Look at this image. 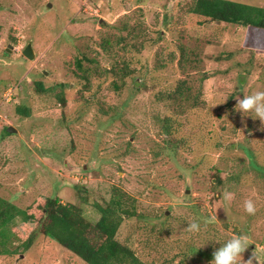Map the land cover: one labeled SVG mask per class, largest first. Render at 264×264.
I'll list each match as a JSON object with an SVG mask.
<instances>
[{
	"label": "rangeland",
	"instance_id": "rangeland-1",
	"mask_svg": "<svg viewBox=\"0 0 264 264\" xmlns=\"http://www.w3.org/2000/svg\"><path fill=\"white\" fill-rule=\"evenodd\" d=\"M192 2L0 0V197L21 208L58 197L94 225L120 188L133 211L115 239L142 262L175 264L187 244L185 264H209L234 235L249 243L244 261L255 251L264 260V123L236 110L237 98L264 91V31L207 20ZM112 67L136 80L109 76ZM36 81L51 90L37 92ZM16 231L12 250L30 229ZM35 236L0 264H87L39 228Z\"/></svg>",
	"mask_w": 264,
	"mask_h": 264
},
{
	"label": "trees",
	"instance_id": "trees-1",
	"mask_svg": "<svg viewBox=\"0 0 264 264\" xmlns=\"http://www.w3.org/2000/svg\"><path fill=\"white\" fill-rule=\"evenodd\" d=\"M189 11L210 21L238 26L249 33L264 31V6L236 0H193ZM83 58L86 57L83 56ZM76 66L81 70L84 69L82 58L76 59ZM104 70L109 76L120 78L131 76L132 79L136 80L132 69L128 67L119 69L112 67ZM78 78L80 80L87 79V76L82 74ZM137 79L140 80V78ZM140 82L138 81L137 84H141ZM179 89L181 91H177L181 94L183 87L181 86ZM49 90H51V87H45L41 81H36L37 92L43 93ZM167 96L171 98L173 94L167 93ZM58 99L62 103L65 102L62 94L58 95ZM16 112L21 116L27 117L30 115V109L25 105H18ZM173 123L174 119L172 117H164L161 127L166 136L172 134ZM128 152L130 153L126 148L125 153ZM257 169L264 171L263 166H257ZM184 171L188 174L187 168ZM215 178L220 183V177L216 176ZM127 194L120 188H113V197L110 199L109 204L99 206L100 217L94 225L84 217L78 206L71 203H62L58 197H37L34 204L37 207L40 206L39 208H35L33 205L21 208L0 197V254L27 250L36 237L35 230L39 228L42 234L67 248L87 264H146L139 259L131 247L115 239L122 218L121 214H131L133 211L132 207L126 205L125 200L130 196ZM17 220L20 222L16 225ZM17 226L21 229H30V232L26 237L20 236L19 238H22L21 242L12 250L8 247V243L16 236ZM89 233L90 235L93 233L100 242L92 241L93 238L89 236ZM190 251H193L192 246L185 244L184 249L181 252L179 251L181 257L175 264H185Z\"/></svg>",
	"mask_w": 264,
	"mask_h": 264
},
{
	"label": "clouds",
	"instance_id": "clouds-1",
	"mask_svg": "<svg viewBox=\"0 0 264 264\" xmlns=\"http://www.w3.org/2000/svg\"><path fill=\"white\" fill-rule=\"evenodd\" d=\"M236 110L243 115L246 112L250 113V116L259 118L264 123V91H256L253 94L243 96L242 99L237 98ZM225 198L231 199L232 193H227ZM244 207L247 213L254 214L255 206L252 200L245 201ZM189 228L198 231L199 224L194 222L189 225ZM248 246L249 243L246 237L234 235L213 252V259L209 261V264H253L254 261H256V264H264V260H261L256 251L247 261H244L242 254Z\"/></svg>",
	"mask_w": 264,
	"mask_h": 264
},
{
	"label": "water",
	"instance_id": "water-1",
	"mask_svg": "<svg viewBox=\"0 0 264 264\" xmlns=\"http://www.w3.org/2000/svg\"><path fill=\"white\" fill-rule=\"evenodd\" d=\"M22 54H23L25 57L29 58V59L33 58L34 53H33V50H32V48H31V43H28V44L25 46V48H24L23 51H22ZM6 131H8L9 133H13V132L16 131V129L13 128L12 126H7V127H6Z\"/></svg>",
	"mask_w": 264,
	"mask_h": 264
},
{
	"label": "built area",
	"instance_id": "built-area-1",
	"mask_svg": "<svg viewBox=\"0 0 264 264\" xmlns=\"http://www.w3.org/2000/svg\"><path fill=\"white\" fill-rule=\"evenodd\" d=\"M11 92H12L11 88L8 87L7 90H6V93H4V95H3L5 100L9 101L11 99V97H12V93Z\"/></svg>",
	"mask_w": 264,
	"mask_h": 264
}]
</instances>
